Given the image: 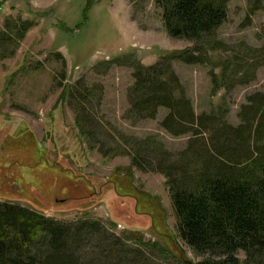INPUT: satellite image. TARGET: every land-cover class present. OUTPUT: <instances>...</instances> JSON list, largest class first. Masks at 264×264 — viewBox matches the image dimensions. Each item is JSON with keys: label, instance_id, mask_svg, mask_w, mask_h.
<instances>
[{"label": "rangeland", "instance_id": "rangeland-1", "mask_svg": "<svg viewBox=\"0 0 264 264\" xmlns=\"http://www.w3.org/2000/svg\"><path fill=\"white\" fill-rule=\"evenodd\" d=\"M85 4L0 0V33L8 41L2 45L0 37V201L64 223L99 222L126 255L138 254V264L201 261L177 235L164 177L119 154L143 141L177 156L194 138L160 127L165 108L155 119L128 112L135 61L153 65L194 42L167 34L153 0ZM26 21L32 26L21 37ZM213 37L224 47L207 51L201 63L174 60L172 67L196 114L238 126L253 105L248 97L264 93V0H230ZM81 79L94 90L90 112L97 138L113 149L107 156L84 134L75 102L65 96ZM117 182L132 185L137 200Z\"/></svg>", "mask_w": 264, "mask_h": 264}, {"label": "trees", "instance_id": "trees-1", "mask_svg": "<svg viewBox=\"0 0 264 264\" xmlns=\"http://www.w3.org/2000/svg\"><path fill=\"white\" fill-rule=\"evenodd\" d=\"M96 1L86 0L85 9ZM153 1L161 10L167 34L195 46L180 54L166 53L146 67L135 61L128 112L139 120L155 119L159 108H165L160 127L172 136L194 138L177 156L143 141L119 154L130 157L135 169L164 177L177 235L203 257L190 264H264V93L248 97L253 105L244 114L243 124L230 125L196 114L172 67L174 60L201 63L207 51L224 47L213 35L226 19L230 0ZM31 26L24 22L20 36ZM247 77L245 73L241 78ZM77 83L82 89L76 88ZM93 92L81 79L65 96L75 102L84 134L107 156L113 149L97 138V123L90 112ZM115 187L137 200L132 185L117 182ZM126 254L103 234L99 222L64 223L27 206L0 201V264H138V254Z\"/></svg>", "mask_w": 264, "mask_h": 264}]
</instances>
